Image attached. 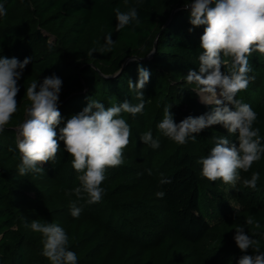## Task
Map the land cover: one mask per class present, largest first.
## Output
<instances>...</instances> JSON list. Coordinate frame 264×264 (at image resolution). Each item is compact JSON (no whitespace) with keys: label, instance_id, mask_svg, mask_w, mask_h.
Instances as JSON below:
<instances>
[{"label":"trees","instance_id":"obj_1","mask_svg":"<svg viewBox=\"0 0 264 264\" xmlns=\"http://www.w3.org/2000/svg\"><path fill=\"white\" fill-rule=\"evenodd\" d=\"M186 2L192 0H0L6 9V15L0 16V56L21 61L31 57L18 80V110L0 133V264H51L42 255L44 237L30 227L33 220L62 227L77 264H193L195 255L186 247L200 246L208 238L209 252L220 246L228 251L219 264H238L243 255H256L252 248L241 252L236 245L235 230L240 227L264 252V205L248 209L250 224L240 218L224 234L209 225L200 205L213 192L206 187L210 183L202 177L199 161L221 136L238 147V133L213 125L181 145L157 127L165 107L171 106L176 123L214 107L198 102L192 90L195 85L186 81L190 69L199 70L200 37L206 26L191 25L190 8L178 9L168 21L172 11ZM116 8L122 12L136 8L139 24L133 21L117 32ZM109 34L111 50L101 51L108 47ZM155 43L152 56L143 60ZM131 57L135 59L125 64ZM248 61L249 84L236 99L257 113L253 128L260 130L264 145V54L253 52ZM141 66L151 75L142 90L143 112L121 114L131 130L123 163L106 168L99 202L88 204L87 194L82 193L78 204L82 211L74 218L71 204L77 197L66 193L81 187V173L72 167L73 158L63 141L58 140L60 150L54 160L38 165L43 171L23 176L18 172L16 128L31 103L26 89L53 74L62 79L58 138L60 128L90 100L105 108L125 100L139 104L128 81L137 82ZM222 70L227 72L228 67ZM147 131L159 140L158 148L141 141ZM253 173H259L255 192L264 190V154L243 176L250 179ZM162 178L171 182L162 185ZM159 191L166 195L157 197ZM166 228L172 237L162 233Z\"/></svg>","mask_w":264,"mask_h":264},{"label":"clouds","instance_id":"obj_2","mask_svg":"<svg viewBox=\"0 0 264 264\" xmlns=\"http://www.w3.org/2000/svg\"><path fill=\"white\" fill-rule=\"evenodd\" d=\"M185 7L191 10L190 23L193 27L206 26L200 37L203 51L198 57L199 70L190 69L186 81L195 85L192 90L201 103L214 107L208 113L188 116L179 123L173 119L171 106L165 107L164 117L157 127L164 136L181 145L189 137L195 140L193 134H199L213 125H222L229 134L238 133V147L221 136L209 155L199 161L203 177L235 186L240 180V170L249 171L264 154L260 130L253 128L257 113L249 104L236 99L237 94L246 90L249 84L248 73L252 68L248 57L253 52L264 54V0H192L190 4L186 2ZM114 11L117 32L133 21L139 24L136 8L127 12L119 8ZM4 15L6 9L0 3V16ZM106 39L108 47L101 51L111 50V34ZM30 61L31 57L21 61L16 57L0 56V133L18 110V80ZM225 67H228L227 72L222 70ZM150 75V71L141 66L138 67L137 82L128 81L129 89L137 92L141 101L139 104L133 105L125 100L105 108L103 103L90 100L81 112L72 115L60 128L58 138L55 129L61 122L59 94L63 81L55 74L45 77L39 84L33 81L26 89L27 99L31 102L30 107L25 109L27 118L17 128V148L21 155L19 174L23 176L43 171L38 165L54 160L60 150L58 140L63 141L65 150L73 158L72 167L81 173L78 176L81 187L66 193L77 197L71 204V215L78 218L82 211V206H78L84 198L82 193L87 194L88 204L99 202L104 193L101 184L106 168L123 163V149L130 142L131 130L121 114L135 116L143 112L142 90ZM140 139L153 149L160 146L151 131L143 133ZM258 179L259 173H253L250 179L243 180V184L255 188ZM170 182L166 178L160 181L162 185ZM156 195L163 198L166 193L159 191ZM247 223L250 224L251 220ZM30 227L44 237L42 255L51 264H77L76 254L68 250L69 238L62 227L39 220H33ZM235 231L234 240L241 252L252 248L256 253L254 256L243 255L238 264H264V252L255 247L257 241L245 234L243 227Z\"/></svg>","mask_w":264,"mask_h":264},{"label":"rangeland","instance_id":"obj_3","mask_svg":"<svg viewBox=\"0 0 264 264\" xmlns=\"http://www.w3.org/2000/svg\"><path fill=\"white\" fill-rule=\"evenodd\" d=\"M194 95L195 99L201 103L195 91ZM242 102L246 103L244 101ZM239 175L240 180L237 181L235 186L225 184L222 180L213 182L207 179V182L210 184H207L206 187L213 194L211 195L212 197H205L201 200V209L209 225L221 228V234L232 231L240 218V222L241 220H249L248 209L250 207L264 205V190L258 188V191L255 192V188L246 187L243 184V180L245 179L243 175H246V172L240 170ZM160 233L161 231H158V236ZM162 233L172 237L169 228L164 229ZM208 240L209 238L200 244V246L186 247V249L195 255L193 264H219L221 258L222 261L227 259L228 251L224 246L214 248L212 252H209L205 244Z\"/></svg>","mask_w":264,"mask_h":264},{"label":"water","instance_id":"obj_4","mask_svg":"<svg viewBox=\"0 0 264 264\" xmlns=\"http://www.w3.org/2000/svg\"><path fill=\"white\" fill-rule=\"evenodd\" d=\"M181 8H186V7H185V6H182V7H180V8H176L175 10H173L172 13H171V15H170V18H169L168 21H170V20L172 19V17H173V14H174L178 9H181ZM156 46H157V44L155 43V44H154L153 51H152V52H151L146 58H144L143 60H147L148 58H150V57L152 56V53L154 52ZM132 59H135V58H132V57H131V58L127 59V60L125 61V64H126L128 61L132 60ZM26 118H27V116H26ZM26 118H25V119H26ZM16 131H17V129H16Z\"/></svg>","mask_w":264,"mask_h":264}]
</instances>
